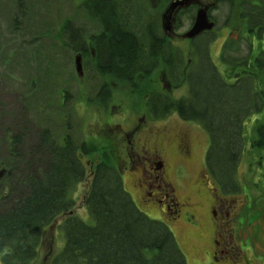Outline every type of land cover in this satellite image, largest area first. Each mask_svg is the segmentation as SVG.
I'll use <instances>...</instances> for the list:
<instances>
[{
	"label": "trees",
	"instance_id": "trees-1",
	"mask_svg": "<svg viewBox=\"0 0 264 264\" xmlns=\"http://www.w3.org/2000/svg\"><path fill=\"white\" fill-rule=\"evenodd\" d=\"M21 6L22 0H17V9ZM78 6L98 23L100 35H86L85 28L66 18L52 33L51 45L60 43L85 54L84 64L92 65L89 69L95 74L87 85L96 88V100L111 101L108 85L101 82L113 69L120 72L132 91L142 92L151 117L175 113L202 129L204 167L220 191L238 192L237 170L247 141L244 123L258 114L262 116L255 119L251 142L264 165V0L218 1L209 11L213 27L193 37L188 51L169 40L160 27L159 13L150 10L145 0H79ZM221 7L227 10L222 23L215 13ZM235 10L244 28L238 38L223 40L219 70L211 43ZM195 12L194 5L187 7L178 22L185 19L190 26ZM160 67L165 81L174 88L184 85L185 94L173 96L156 86L142 88V79ZM38 100V106H30L19 98L22 109L8 112L12 118L4 124L11 134L7 133L5 159L0 162L6 168L0 180V264H35L44 230L60 215L61 246L49 264H187L171 228L137 207L120 170L106 154L94 159L91 167L83 196L87 218L74 213L72 192L86 178L79 150L87 154L98 147L72 138L55 139L47 117L39 114L43 97Z\"/></svg>",
	"mask_w": 264,
	"mask_h": 264
},
{
	"label": "rangeland",
	"instance_id": "rangeland-1",
	"mask_svg": "<svg viewBox=\"0 0 264 264\" xmlns=\"http://www.w3.org/2000/svg\"><path fill=\"white\" fill-rule=\"evenodd\" d=\"M78 2L79 0H22L21 9L18 10L17 0H0V162L5 159V150L11 134V129L9 131L4 129V124L12 118L8 112H13L18 107V110L22 109L23 101L24 103L28 102L30 106H38V97L48 98L49 95L52 102L56 98L61 99V93L64 91L62 88L65 87V90L72 94V100L68 102L69 107L60 110L56 105H46L42 100L39 111L48 116V123L60 135L66 133L63 118H70L75 129L69 132L72 139L79 143L85 140L88 145L98 147L95 152L87 154L79 152L86 167V178L80 184L78 183L79 185L72 192L75 199L74 213L82 219L87 218L83 196L90 180L91 167L94 159H102V154H106L108 161L120 170L125 189L137 207L149 217L161 220L171 228L185 252L187 264H201V251L209 249L208 241L198 236L199 231L195 227L183 222H170L156 206H145V197L139 186L141 171L130 165L127 168L119 166L120 158L116 159L114 155L121 156V147L118 145L120 143L113 144L107 135L96 130V126L103 123L119 124L123 129H128L136 115L146 112L142 92L131 93L128 83L123 79L121 73L113 69L106 74L107 85L113 92L111 103L106 109H102L96 102L94 95L96 88L94 89L93 85L88 86L87 84L90 82H84L82 75L80 76L76 72L75 56L77 54L72 53L60 43L51 45L55 39L52 33L66 18L74 20L76 24L85 28L87 33L99 30L96 23L79 8ZM207 2L209 0L205 3ZM165 4L162 0H157L151 5L162 13L165 10L163 8L167 7H164ZM202 5L205 4L202 3L197 7ZM225 9L221 7L215 12L220 23L223 22L224 13L227 12ZM183 20L186 23V20ZM231 22V25L229 24L226 29L218 33L211 43L212 59L219 70L223 69L218 57L223 40L238 38L241 34L238 18L232 16ZM182 26V29L173 28L177 33L173 34V39L177 45L188 51L189 41L185 40L187 38L183 36L187 26ZM230 27H239V31ZM160 74L163 76L162 69L148 78H143L142 88L148 89L156 86L166 89L173 96L185 94L184 85L171 88V85L166 84V81L157 78ZM87 76L86 74L85 78ZM39 80L44 82L39 85ZM48 82H51L49 89H47ZM85 88L89 94L85 92ZM45 89L48 91L42 92ZM19 98H22L23 101L19 102ZM67 99L69 101V96ZM57 111H60L61 118L57 116ZM261 116V114L253 115L244 123L243 132L247 141L237 170L242 190L234 195V198H237L239 202L243 198L241 207L244 209L249 207L247 222H242V232L240 231L241 240L246 241V236L248 240L246 244H242L240 240L237 241V244L244 248L245 254L253 264H264V165H262L260 153L251 142L254 136L255 119L261 118ZM166 120L170 121L167 132H171L174 126L186 124L175 114L168 115ZM189 126L193 142L192 160L182 164L172 154L168 161L170 164H176L178 169L176 182L180 201L185 197L192 202L193 206L197 207L201 223L206 230L212 221L208 213L209 195L195 184L196 172L202 166L206 136L197 124L190 123ZM153 133L155 136L160 135L157 131ZM3 169L4 167L0 168V180L5 174ZM62 217L63 215H60L44 230L35 264H49V259L61 246L62 238L58 230V222ZM243 254L241 253V256Z\"/></svg>",
	"mask_w": 264,
	"mask_h": 264
},
{
	"label": "flooded vegetation",
	"instance_id": "flooded-vegetation-1",
	"mask_svg": "<svg viewBox=\"0 0 264 264\" xmlns=\"http://www.w3.org/2000/svg\"><path fill=\"white\" fill-rule=\"evenodd\" d=\"M156 1L157 0H145L150 10L155 11V13H159V18L161 20L160 27H162L166 36L174 44H177L173 39V34H177L173 28H183L181 23L178 22L177 18L180 17L182 12H184V8L180 9L176 13L175 21L177 20V22L173 24L172 30L166 31L162 25L161 15L163 11L161 13L151 5ZM206 1L207 0H197L194 5H200L204 3L209 7L210 11V8L213 5H216V0H209V2L205 3ZM168 2L169 1L166 2L164 7L168 5ZM164 9L165 8H163V10ZM233 16L238 18L240 31L242 32L244 28L243 21L238 17V12L236 14V10ZM209 17L211 20H214L211 16ZM95 23L99 28L98 23ZM231 23L232 22L230 20L227 25L224 26V29H226L229 24L231 25ZM232 29L235 31H239V27ZM88 34L90 33H87L86 31V35ZM93 35H100V32L98 31L96 34L93 33ZM100 38L101 37H99L98 39ZM185 40L190 42L191 39ZM94 47V44L91 42V50L93 53L95 51ZM71 52L80 55L83 70L82 77L84 79V82L88 81L92 75H95L93 74V71L90 70L92 69V65L84 64V61L86 63L87 57L81 51ZM161 68L162 67H160L159 70H161ZM155 73L156 72H154L152 75H154ZM86 74L88 76L85 78ZM157 78L165 81V72H163V76L162 74H160ZM107 79L108 77H106L105 80L101 82V85H103V83L107 84ZM166 84L171 85L167 80ZM109 87L108 89L110 90V96H112L113 92L112 89H110L111 87ZM172 87L173 85H171V88ZM62 89L64 91L63 93H61L62 98L60 100L62 101L63 99H66V101H62L64 103L63 105L61 104V101L58 100V98H56L54 102H52L49 99V96L48 98L43 97V102L46 105H56L60 110L64 109L65 107H69L68 102L72 100V94L68 92V90H65V87H63ZM131 89L132 88L129 87L131 93H137L135 91H132ZM85 92L89 94L86 88ZM166 92L170 94L169 91ZM68 93L69 101L67 99ZM96 102L101 106L102 109H106L111 103L110 101L108 104H106L99 100H96ZM144 105L146 107L145 98ZM146 112L141 115H136L133 123L128 129H123L119 124L114 123H103L96 126V130L103 133L104 135H107L111 142H113V144L117 142L120 143L118 145H120L121 147V156L119 154L114 155L116 159L120 158L119 166L127 168L130 165L132 168H138L141 171L139 186L141 187L142 193L145 197V206H156L160 209L161 214L166 217L168 221L173 223L183 222L192 227H195L199 231L198 236L203 240H207L209 243V249H204L201 251V264H253L249 257L245 254L244 248L237 244V241L239 240L242 244H246L248 240L247 236L246 241L241 240V232L242 222H245L248 218L249 207L245 209L241 207L243 198H241L240 202L237 198H234V195H237L242 190V187L238 192L235 193H223L218 189L213 179L211 178V175L204 167V152L206 149L204 148L202 156V166H200L198 171L196 172L195 184H197L203 191L205 190L209 195L208 213L212 221L209 228L205 230L203 224L201 223V217L197 211V207L193 206L192 202L185 197L182 201H180L177 195L176 182V174L178 172V169L176 167V164H170V162L168 161L170 155L172 154H174L182 164L186 163V161L192 160L191 156L193 155V142L191 139V128L189 124L194 123L191 121H183L175 113H171L169 115L175 114L182 122L186 124L184 126H174L171 132H167V128L170 123L169 120H166L168 118V115L163 118L156 119L150 116L147 107ZM56 114L61 118L60 111H57ZM46 117L48 122L49 118L48 116ZM161 121H164L165 123L163 124ZM63 122L65 123L66 131L64 135L58 134L56 129L48 123V127L51 129L55 139L61 142L63 140L71 139L72 137L69 132L71 130H75L70 118H63ZM156 131L159 132L160 135L157 134L155 136L153 132ZM81 148L82 145H80V149ZM80 151L81 150H79V152ZM80 153L82 154V152ZM3 170L6 171V168H4ZM241 253L244 254L241 256Z\"/></svg>",
	"mask_w": 264,
	"mask_h": 264
},
{
	"label": "water",
	"instance_id": "water-1",
	"mask_svg": "<svg viewBox=\"0 0 264 264\" xmlns=\"http://www.w3.org/2000/svg\"><path fill=\"white\" fill-rule=\"evenodd\" d=\"M196 0H172L167 5L166 9L162 13V25L163 28L167 31H170L172 28L171 20L174 18L176 12L179 9L187 8L192 4H195ZM208 6L202 5L201 7L197 8L195 12L194 21L191 24L190 28L184 32L183 36L186 38H193L199 33L204 30H210L214 23L209 19L208 16ZM75 69L79 75L82 74L81 72V57L79 55L75 56Z\"/></svg>",
	"mask_w": 264,
	"mask_h": 264
},
{
	"label": "bare ground",
	"instance_id": "bare-ground-1",
	"mask_svg": "<svg viewBox=\"0 0 264 264\" xmlns=\"http://www.w3.org/2000/svg\"><path fill=\"white\" fill-rule=\"evenodd\" d=\"M5 172V170H3V173ZM1 175V174H0Z\"/></svg>",
	"mask_w": 264,
	"mask_h": 264
}]
</instances>
